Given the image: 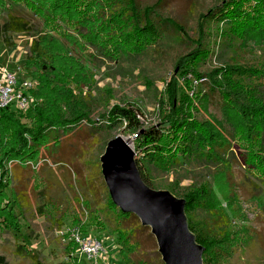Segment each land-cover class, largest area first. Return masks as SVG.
<instances>
[{
	"label": "rangeland",
	"instance_id": "obj_1",
	"mask_svg": "<svg viewBox=\"0 0 264 264\" xmlns=\"http://www.w3.org/2000/svg\"><path fill=\"white\" fill-rule=\"evenodd\" d=\"M136 1L149 6L157 0ZM35 2L0 0V26L7 21L2 11L14 13L28 25L26 33L8 36L9 47L0 37V67L17 71L33 83L28 110L38 108L36 114L24 115L27 110L19 119L29 129L23 134L32 147L26 155L9 158L21 145L14 125L7 127L0 143V173L9 175L6 194L0 188V210L16 212L22 237L17 239L0 227V264H88L83 256L69 251L65 232L72 227L102 242L99 264H126L125 260L127 264H164L150 229L136 216L122 223L126 232L116 229L119 217L106 203L100 157L105 117L113 107L137 109L142 129L156 131L171 112L168 89L176 82L173 104L178 105L179 95L187 97L184 109L199 125L189 134L202 135L191 149L183 146L173 151L171 155L179 160L173 163L172 158H164L166 166L148 161L134 146V135L124 128L112 130L110 136L130 142L135 162L143 167L155 191L184 201L196 197L199 206L192 218L199 226L198 234L225 236L208 252V264H264V162L254 143L261 124H244L235 106L228 102L234 107L230 111L211 85L220 68L248 66L261 72L245 80L247 87L262 92L264 100V40L221 39L217 24L210 21L202 43L208 53L180 65L181 57L199 49L200 15L206 16L223 0H162L160 12L183 26L188 41L167 37L149 43L121 39V21L111 17L114 5L109 0H82L76 8L78 18L64 4ZM41 37V49L35 55L39 58L33 56L24 65L32 43ZM235 97L246 103L241 92ZM45 125L48 139L34 146L29 133ZM59 127L73 128L63 135ZM259 135L258 141L263 142L264 135ZM218 139L226 145L216 153L212 148L219 149ZM124 234L136 247L129 255L119 251Z\"/></svg>",
	"mask_w": 264,
	"mask_h": 264
},
{
	"label": "trees",
	"instance_id": "obj_2",
	"mask_svg": "<svg viewBox=\"0 0 264 264\" xmlns=\"http://www.w3.org/2000/svg\"><path fill=\"white\" fill-rule=\"evenodd\" d=\"M81 1L82 0H36L35 4L38 5L43 3L56 6L64 4L67 6V9L71 10V16L73 18H78L76 8ZM109 1L111 2V5H114V11L111 14V17L119 18V21H121L119 30L123 41H145L149 43L150 41H161L167 37L175 41H188V36L186 35L187 32L183 26L172 18L163 16L160 12L162 0H157L154 4L149 6H141L136 0ZM223 2L224 4H221L214 10H210L206 16L200 15V18H202L196 27L199 49H195L191 54L181 57L179 61L180 65L186 64L185 61L187 60L194 62L196 57L204 56L208 53L206 48L202 46V43L206 35L205 29L207 27H205V25L210 21L217 24V34L221 39H240L242 40L240 42H246L250 39L264 40V0H223ZM1 13L5 14L7 21L0 26V37L3 40V44L6 47H9L10 39L8 36L10 34L26 33L28 31V25L12 12L8 13L2 11ZM219 25L221 27H219ZM41 41H43V37L32 43L29 51L30 54L24 65H28L33 61L32 58L34 57L39 58L35 55H37L41 49ZM229 42L233 43L235 41ZM24 70H27V68ZM259 72L261 71L250 69L248 66L235 64L228 65L224 68H220V70L215 73L216 78L211 84L213 90L211 88L210 90L218 92L221 98L227 102L230 111L234 109V105L238 118L243 120L244 124L246 122H259L261 124L256 131L257 135L254 138V143L257 145L256 151L262 154L263 157L260 158L264 162V141L262 142V139L258 141L260 136L259 133H262V136L264 135V100L262 99V92H258L259 94H257L256 90H249L245 81L259 74ZM176 86L177 82L172 83L168 89L169 95L167 100H169L171 112L167 113L163 118V123H161L162 126L156 131L152 129H142V124L138 120L140 114L137 109L120 108L117 106L113 107L109 111L107 117H105L106 125L104 127V143L102 151L105 149L107 143L114 138L110 136V133L116 128H124V131L136 135L134 138V146L141 151L142 157L148 161L152 160L153 163L161 166L167 165L164 158H172V162L174 161L173 163L179 160L177 157L171 155L174 150L181 149L183 146H185L186 149H191L193 145L196 146V142L202 138V135L200 134H195L193 136L195 131H197L194 130L195 126L199 125L189 119V116L187 115L188 113L184 109L183 105L187 103V97L182 96V94L179 95L177 100L178 105L174 106L173 101L176 99ZM184 86L186 89V85ZM262 86L264 87V83ZM195 90L196 89L193 88V91ZM238 92L245 95L246 103H242L239 98L235 97ZM228 102L233 105H230L229 107ZM37 112L38 108H31L24 115L36 114ZM21 116H23L22 113L12 111L11 109L3 110L0 115V143L4 140V137H6L7 127L10 125H14L15 128H17L18 135H20V149L15 151V153L9 158L21 157L26 155L32 149V147L29 146L27 139L23 138V134L28 133L29 129L22 127L23 125L20 124L19 119ZM117 125H119V127ZM48 127V125H45L44 127L42 126L43 129L29 133V138L34 146H39L46 140V138L48 139V136L45 134ZM72 128L73 127H59V129H61L60 133L63 135L68 133ZM191 131H194V133L189 134ZM246 133L248 139L250 132L247 128ZM168 136H172L171 139H168ZM173 141L177 143L173 145ZM217 143H219V149L216 147L212 148L216 153L220 152L226 145L221 139H218ZM197 154L200 155L201 153ZM260 154L258 155L260 156ZM202 155L207 156L206 153ZM136 166L143 182L149 188L154 190L152 187L153 185L148 181L143 171V167H140L138 162H136ZM7 185H9V175L4 171L0 173V188H3L4 191L7 189ZM2 194L4 195L6 192L4 191ZM106 203L110 209L116 211L119 217L116 223V229L118 231L126 232V230L123 229L122 223L130 218L131 214L121 213L111 202L108 193L106 194ZM195 206H199L196 197L188 196L185 198L184 213L188 229L195 236L196 243L205 247L202 255V264H208V252H212V250L215 249L216 244L221 243L225 236L222 239L213 237L202 238L198 234L199 226L195 224L192 218V212L195 210ZM0 212H2V214H0V227L3 228L2 231L11 233L17 239L22 238L20 233L21 227L18 223L16 212L8 208H2ZM210 212L213 214L218 213L220 217H223L222 213L216 212L215 209H211ZM126 235L124 241L121 243L119 251L124 250V254L129 255L135 251L136 247L130 242V236ZM222 235L223 233L220 234V236ZM25 247L26 246L23 245L21 250L25 251ZM71 250L74 251L72 243L69 251ZM125 263L127 264L126 260Z\"/></svg>",
	"mask_w": 264,
	"mask_h": 264
},
{
	"label": "water",
	"instance_id": "obj_3",
	"mask_svg": "<svg viewBox=\"0 0 264 264\" xmlns=\"http://www.w3.org/2000/svg\"><path fill=\"white\" fill-rule=\"evenodd\" d=\"M134 156L130 142L120 136L107 143L100 163L111 202L121 213L136 216L150 229L164 264H202L204 248L188 229L185 201L149 188Z\"/></svg>",
	"mask_w": 264,
	"mask_h": 264
},
{
	"label": "built area",
	"instance_id": "obj_4",
	"mask_svg": "<svg viewBox=\"0 0 264 264\" xmlns=\"http://www.w3.org/2000/svg\"><path fill=\"white\" fill-rule=\"evenodd\" d=\"M33 88V83L21 77L17 71L0 67V115L6 109L18 113L26 112L31 105L30 92ZM65 236L73 244V252L83 256L88 264H99L100 256L104 251L99 239L81 233L77 227L67 229Z\"/></svg>",
	"mask_w": 264,
	"mask_h": 264
}]
</instances>
